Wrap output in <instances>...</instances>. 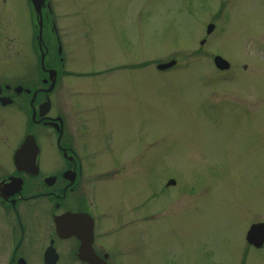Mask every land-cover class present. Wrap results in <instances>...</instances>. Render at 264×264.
Wrapping results in <instances>:
<instances>
[{"label": "rangeland", "instance_id": "rangeland-1", "mask_svg": "<svg viewBox=\"0 0 264 264\" xmlns=\"http://www.w3.org/2000/svg\"><path fill=\"white\" fill-rule=\"evenodd\" d=\"M13 2L16 36L7 37L1 19L0 36L5 39L0 46L7 55L1 59L9 68L33 67L29 2ZM50 4L67 70L98 73L117 65L141 66L104 76L102 83L108 86L98 87L91 79L69 81L82 91L79 109L83 120H91L90 138L102 142L110 132L109 157L138 158L137 170L129 168L132 181L123 185L127 198L138 204L142 223L134 263L264 264V249L247 246L245 240L253 223L264 222V0ZM209 23L215 29L206 36ZM19 46L28 55L24 63ZM78 50L88 58L78 59ZM213 55L226 59L230 69L216 70ZM172 59L177 64L171 70L156 69ZM2 119L13 126L1 129L0 140L14 143L20 134L17 117ZM6 156L0 144V159ZM168 178L176 183L165 190ZM117 193L107 182L97 192L102 211L112 215L106 227L124 217ZM128 236L119 233L113 243L126 245L122 237Z\"/></svg>", "mask_w": 264, "mask_h": 264}, {"label": "flooded vegetation", "instance_id": "flooded-vegetation-1", "mask_svg": "<svg viewBox=\"0 0 264 264\" xmlns=\"http://www.w3.org/2000/svg\"><path fill=\"white\" fill-rule=\"evenodd\" d=\"M13 3V0H0V20H5L8 38L16 36L12 31L15 18L10 16ZM29 6L33 37L28 55L35 59L34 66L7 67L8 62L1 59L7 57L6 47L0 46V131L13 126L3 117H17L15 124L20 128L14 143L0 140L7 153L5 161L0 159L2 264H30L36 260L37 264H45V259L54 258V264H135L136 239L142 223L139 206L127 198L123 185L132 181L129 168L134 166L137 170L138 158L118 161L109 157L113 145L110 132L109 138L102 142L90 138L87 132L91 120H83L79 109L82 91L77 86L72 87L69 81L91 79L99 82L98 87L108 86L102 83L104 76L123 69L134 71L138 65H117L98 73L70 72L65 67L62 40L50 6L45 2L42 8L40 44L38 31L34 30L36 17L30 3ZM4 39L5 36H0L1 42ZM19 47L18 55L24 63L23 57L28 55ZM76 57L88 58V53L78 50ZM13 72H18L19 76L9 78ZM84 115L87 117L86 113ZM30 134L36 143L37 155L32 159V166L25 168L23 164L29 163L30 157H23L18 167L14 154ZM169 179L163 187L165 190L175 187V184L166 186ZM106 182L117 188L119 210L124 216L117 224H108L109 227H106L107 218L112 215L102 211L97 195ZM196 211L194 209V213ZM147 212L149 218L152 210ZM47 221L50 222L46 224ZM125 232L129 233L128 237H122L126 245L114 244L118 240L113 237Z\"/></svg>", "mask_w": 264, "mask_h": 264}, {"label": "water", "instance_id": "water-1", "mask_svg": "<svg viewBox=\"0 0 264 264\" xmlns=\"http://www.w3.org/2000/svg\"><path fill=\"white\" fill-rule=\"evenodd\" d=\"M43 2L44 0H31L35 13L39 17L38 25L40 26H41L40 10H41ZM213 28H214L213 25L211 24L208 25L206 29V33L207 34L211 33ZM203 43L204 42L202 41L201 44ZM213 63H214V66L221 71L227 70L230 67L228 62H226L224 59H222L219 56H215L213 58ZM174 65H175V61L172 60L166 64L158 65L157 69L166 70L168 68H171ZM36 154H37V146L35 144L34 138L32 135H28L23 141L22 146L20 147V149L15 155L17 166L18 167L21 166L22 158L25 156L30 157V161L27 164H23V166L25 168L32 166L34 163L32 159L36 156ZM246 239L249 244L254 245L255 247H260L264 243V224H256V225L251 226V228L247 232ZM55 260H56L55 258L50 259V260L45 259V264H54Z\"/></svg>", "mask_w": 264, "mask_h": 264}]
</instances>
